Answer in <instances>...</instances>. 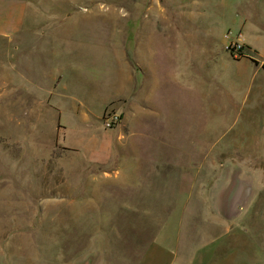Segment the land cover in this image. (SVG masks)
Listing matches in <instances>:
<instances>
[{"label": "rangeland", "instance_id": "obj_1", "mask_svg": "<svg viewBox=\"0 0 264 264\" xmlns=\"http://www.w3.org/2000/svg\"><path fill=\"white\" fill-rule=\"evenodd\" d=\"M23 3L0 34V264H264V0ZM130 97L158 112L120 164L104 115ZM233 164L253 200L195 223L187 184L213 200Z\"/></svg>", "mask_w": 264, "mask_h": 264}, {"label": "crops", "instance_id": "obj_2", "mask_svg": "<svg viewBox=\"0 0 264 264\" xmlns=\"http://www.w3.org/2000/svg\"><path fill=\"white\" fill-rule=\"evenodd\" d=\"M19 1L20 0H0V34L8 36L11 33V31L15 32V31L19 30L21 25L24 23V17L23 16L25 13H27L26 4H24L25 2L23 3V0H21L22 2H19ZM10 9L15 10V12L17 13L16 17L4 16V13L9 12ZM18 11L21 13V17L18 16ZM158 63H159V61L155 62V60L150 59V55H149V57L147 55V62H146L147 70H149L152 73L157 72L160 68V65ZM129 64H131V66L133 67V64L131 62ZM130 99H131V103L123 105L122 109L121 110L119 109L120 112L116 109L121 115V121L117 124L118 126L116 125L119 132L117 133V136H116L117 137L116 138L117 141L115 143L116 150H114V151H116L115 158L120 160V162H119L120 164L128 163V162H126V161H128V159H137V158H142L143 156L145 157V154H147V153L146 152H140L137 150V148L140 145L139 141L145 140V138L148 137V134H149V131L147 129H146L147 134H139L137 132L132 133V131H130L128 134H124L122 132L123 131L122 129H124V127L127 124L129 125V127H135V126L142 127V126H144V128H147L149 126L150 117H152L153 115H155L158 112L156 108L149 109L148 108L149 106H146V109L144 111L146 113L143 114L142 106L138 105L139 103H137V101H135L133 98L130 97ZM193 157H195V155L189 156V158H193ZM206 157L210 158V156L208 154H206ZM135 167H136V164L132 165V167L130 166L131 170ZM102 169H103V171H105L104 174H106L107 172H106L105 168H102ZM200 169H201V167H200ZM188 170H187V172H184L186 174V176L187 175H196L195 172H193V174L188 173L189 172ZM194 170L195 169H193V171ZM133 171L135 172V170H133ZM208 171H209L211 187H212L215 185V182L217 181L219 175H218L217 169H216V171L213 170L212 164L208 168ZM223 172H224L223 169H220L221 176L223 175ZM247 172L248 171L246 170V168H244L238 164H233V166L228 171V175L226 176L225 180L222 183H220L218 186H216V188L213 190V200L211 199V197L206 195L207 196V199H206L207 202H206V200H204L202 198L203 189L206 187L205 182L200 180V184H199L200 186H198L199 191L197 192V190L193 187L194 184H196V182L194 181L195 177H192V181L190 180V184H187V182H188L187 178L188 177L186 178L187 180H185V179L183 180L182 176H179L178 180H181V182L183 184L185 183V185L187 184L189 186V189L187 190L188 196L186 197L185 203H184V212L186 211V207H188L189 205H191L192 207L194 206V208L191 209V216L194 215L192 217V220L195 223H202V224H207V225H208V222L210 221V213L213 215L212 220L214 222H216L217 220H220V219L230 221V220H234V219L240 217L241 214L243 213V211L248 207L251 200H253V196H254V192H255V186H254L253 180L243 177V175ZM213 175H215V176L218 175L217 178L215 179L216 181L213 180L214 178L212 179ZM236 181H240V183L246 181V182H251V184H252V193H251L250 197L248 198L245 206H243V207L240 206V204L235 203V200H234L235 196L233 195V191H234V187L236 185V183H235ZM126 182H129V179H126ZM201 183H202V185H201ZM196 185H198V184H196ZM208 192H209V190H208ZM89 194H90V192L88 193V195ZM234 205L236 206L237 209H239V212L234 213V214H232V213L230 214V211L232 210ZM205 210L209 211V213L202 215V213H205ZM215 224L216 223H213V225H215ZM218 224L219 223H217L216 225H218ZM191 227H193V226H191ZM202 229H204V228H202ZM207 231H208V229H206V231H204V234H206ZM122 232H121V234H123ZM124 233H126V232L124 231ZM213 239H214V233H213ZM129 253L133 255L132 251L128 252V254ZM145 253H147V252H145ZM121 260L123 261L124 259H121ZM98 261H100V260H98Z\"/></svg>", "mask_w": 264, "mask_h": 264}, {"label": "water", "instance_id": "obj_3", "mask_svg": "<svg viewBox=\"0 0 264 264\" xmlns=\"http://www.w3.org/2000/svg\"><path fill=\"white\" fill-rule=\"evenodd\" d=\"M236 185L234 187V191H233V195L235 196V203L240 204V206H245L248 198L250 197L251 193H252V184L251 182H242L240 183V181H236L235 182ZM239 186V187H238ZM239 189H238V188ZM239 212V209L236 208V206L234 205L232 210L230 211V214H234Z\"/></svg>", "mask_w": 264, "mask_h": 264}, {"label": "built area", "instance_id": "obj_4", "mask_svg": "<svg viewBox=\"0 0 264 264\" xmlns=\"http://www.w3.org/2000/svg\"><path fill=\"white\" fill-rule=\"evenodd\" d=\"M242 47H243V43L237 42L233 44V48L234 50H236L237 54H239V52L242 50ZM104 118H105V125L108 127L116 125L121 121L120 113L115 111L114 109L107 110L105 112Z\"/></svg>", "mask_w": 264, "mask_h": 264}]
</instances>
